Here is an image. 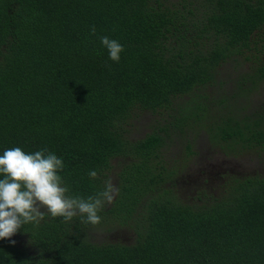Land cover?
<instances>
[{"label": "trees", "instance_id": "1", "mask_svg": "<svg viewBox=\"0 0 264 264\" xmlns=\"http://www.w3.org/2000/svg\"><path fill=\"white\" fill-rule=\"evenodd\" d=\"M104 35L123 44L119 62ZM239 55L252 71L230 86L221 74ZM263 81L264 0H0V153L47 146L71 194L107 179L119 193L96 225L22 226L0 241V264H264V171L227 173L218 194L178 191L204 133L264 163V99L249 100ZM142 114L151 130L133 138ZM120 227L132 243L91 236Z\"/></svg>", "mask_w": 264, "mask_h": 264}, {"label": "clouds", "instance_id": "2", "mask_svg": "<svg viewBox=\"0 0 264 264\" xmlns=\"http://www.w3.org/2000/svg\"><path fill=\"white\" fill-rule=\"evenodd\" d=\"M91 33H96L95 26ZM108 57L119 62L124 46L109 36L99 37ZM65 169L62 156L47 146L28 152L22 147L6 148L0 153V241L10 239L22 226L37 227L48 215L67 223L79 216L82 223L96 225L100 211L119 194L116 185L107 179L103 188L87 197L71 194L61 173ZM89 179H97L100 172L90 169Z\"/></svg>", "mask_w": 264, "mask_h": 264}, {"label": "rangeland", "instance_id": "3", "mask_svg": "<svg viewBox=\"0 0 264 264\" xmlns=\"http://www.w3.org/2000/svg\"><path fill=\"white\" fill-rule=\"evenodd\" d=\"M256 53V49L248 51L246 54ZM239 55L237 58H231L227 61L226 66L222 72V76L228 79L229 75L232 80H229L230 86L235 85V79L243 72L252 71V61ZM262 56V55H261ZM235 65H240L238 71L235 70ZM223 92V91H222ZM218 94V92H217ZM249 99L251 102H256L264 99V81L257 87V91L252 93ZM253 105V104H252ZM151 115L142 114V117L134 120L133 131L131 137L138 138L151 130ZM178 140V139H176ZM196 155L191 156L186 167L183 169L184 177L178 185V191L182 199L191 200L198 194V189L201 187L207 191L220 193L223 189L224 178L223 175L227 173H234L238 175L254 174L256 172L264 171V163L260 162L255 153L247 152L239 157H229L221 148L216 147L210 140L207 139L206 134L197 140L195 148ZM180 151L178 144H173L167 151V158L173 160L171 157H179ZM184 156V155H183ZM91 236L96 242H120L132 243L135 238L134 232L127 227H120L114 230L95 229Z\"/></svg>", "mask_w": 264, "mask_h": 264}]
</instances>
